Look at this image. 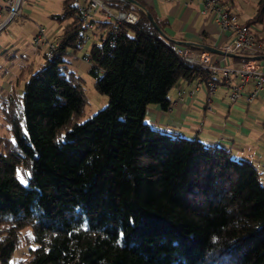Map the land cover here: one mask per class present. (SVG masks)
Listing matches in <instances>:
<instances>
[{
  "label": "trees",
  "instance_id": "16d2710c",
  "mask_svg": "<svg viewBox=\"0 0 264 264\" xmlns=\"http://www.w3.org/2000/svg\"><path fill=\"white\" fill-rule=\"evenodd\" d=\"M104 1L137 15L92 20L99 40L83 56L104 107L79 121L83 79L68 68L86 41L77 0L52 15L71 19L55 48L35 69L23 65L0 97L10 133L0 136V264L23 238L34 247L16 264H264L254 163L145 120L147 106L167 109L180 80L210 75L175 54L161 37L166 21L143 0ZM256 6L244 25L262 20L264 0Z\"/></svg>",
  "mask_w": 264,
  "mask_h": 264
},
{
  "label": "crops",
  "instance_id": "0c3cea01",
  "mask_svg": "<svg viewBox=\"0 0 264 264\" xmlns=\"http://www.w3.org/2000/svg\"><path fill=\"white\" fill-rule=\"evenodd\" d=\"M143 1L159 19L166 21L161 35L165 40L182 46L199 44L203 49L206 46L217 48L226 41L219 26L202 16V0ZM19 15L30 18L35 13L21 7ZM97 15L99 14L94 18ZM34 30L36 32L37 29ZM99 33L95 30L92 36H99ZM3 51L4 46L0 45V52ZM83 54L78 55L76 52L70 57L69 63L75 74L81 77L88 75L90 68V63L85 61ZM261 97L264 94L251 102H247L244 97L230 102L227 90L221 85L213 93H209L200 79L180 80L168 91L167 109L149 105L145 109V120L154 127L173 129L187 137L229 147L236 157L249 159L253 163L255 161L254 165L264 172V141L258 142L255 137V133L259 132L264 135V102ZM250 140L255 145L252 146Z\"/></svg>",
  "mask_w": 264,
  "mask_h": 264
},
{
  "label": "built area",
  "instance_id": "2783aa9c",
  "mask_svg": "<svg viewBox=\"0 0 264 264\" xmlns=\"http://www.w3.org/2000/svg\"><path fill=\"white\" fill-rule=\"evenodd\" d=\"M189 1L191 0H187ZM21 3L22 0H0V31L19 15ZM200 12L204 18L213 20L225 34L226 41L217 47L224 54L189 45L175 46V54L188 64L208 72L210 76L203 82L209 93H213L221 85L227 90L230 102L242 97L251 102L264 94V28L244 25L238 20L237 14L219 0H202ZM96 14L116 23L133 24L137 20L134 12L112 10L104 0H82L80 17L85 27V40L93 34L92 20ZM34 39L36 44L46 43L47 54L56 46L54 41L47 42L41 26L37 28ZM234 55L243 56L244 60L233 61ZM84 59L88 61L86 57ZM262 130L264 132V119Z\"/></svg>",
  "mask_w": 264,
  "mask_h": 264
},
{
  "label": "rangeland",
  "instance_id": "374dc122",
  "mask_svg": "<svg viewBox=\"0 0 264 264\" xmlns=\"http://www.w3.org/2000/svg\"><path fill=\"white\" fill-rule=\"evenodd\" d=\"M63 0H22L21 7H26L35 13L30 18L18 15L3 30L0 31V45L4 46L5 51L0 52V97L2 92L13 86L15 76L19 73L20 68L31 62L34 69L43 61V54L46 51V43L36 44L34 36L39 26L44 28L48 41H54L59 36L64 26L70 22V18L59 21L52 17L53 14H61ZM78 4H82V0H77ZM228 7L237 14L238 20L242 23L253 20L257 10V0H231L228 1ZM20 7V9H21ZM20 13V10H19ZM36 14L38 17L36 18ZM97 18L104 19L102 15ZM254 27L264 28V16L261 21L255 20ZM90 34V31H88ZM98 33V32H97ZM98 36H91L87 39L81 49L77 51L81 55L94 42H98ZM69 70H73L72 66H68ZM82 86L86 103L83 107V113L79 121H83L91 117L96 111L107 104V97L99 93L93 84L90 75H83ZM264 102V97H261ZM263 110V109H262ZM0 136L9 137L10 133L4 123L0 113ZM257 141H264L263 133H255ZM253 146V141L250 140ZM254 163H256L254 161ZM257 165V164H256ZM260 172V179L264 185V172L257 166ZM30 228L22 230V234H30ZM34 247L33 243H28L24 238L19 241L14 249L9 264H16L20 260L27 257L28 249Z\"/></svg>",
  "mask_w": 264,
  "mask_h": 264
},
{
  "label": "water",
  "instance_id": "95a60500",
  "mask_svg": "<svg viewBox=\"0 0 264 264\" xmlns=\"http://www.w3.org/2000/svg\"><path fill=\"white\" fill-rule=\"evenodd\" d=\"M149 20L155 25V23L153 22V19L150 15H148ZM156 26V25H155ZM163 35V34H162ZM206 50L214 52V53H220V54H224V52L218 48L215 47H211V46H206L205 47ZM228 56H231L230 54H227Z\"/></svg>",
  "mask_w": 264,
  "mask_h": 264
}]
</instances>
